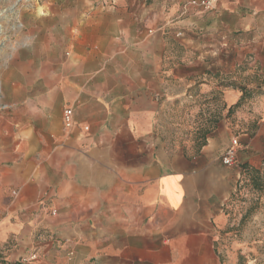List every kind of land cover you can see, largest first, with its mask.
<instances>
[{
	"label": "crops",
	"instance_id": "crops-1",
	"mask_svg": "<svg viewBox=\"0 0 264 264\" xmlns=\"http://www.w3.org/2000/svg\"><path fill=\"white\" fill-rule=\"evenodd\" d=\"M82 1L61 97L0 114V264H264V0Z\"/></svg>",
	"mask_w": 264,
	"mask_h": 264
},
{
	"label": "rangeland",
	"instance_id": "rangeland-1",
	"mask_svg": "<svg viewBox=\"0 0 264 264\" xmlns=\"http://www.w3.org/2000/svg\"><path fill=\"white\" fill-rule=\"evenodd\" d=\"M83 5L82 0H0V114L6 105L49 103L52 109L50 103L61 97L58 88L65 80L58 73H66L62 63L69 50L60 23L75 22Z\"/></svg>",
	"mask_w": 264,
	"mask_h": 264
},
{
	"label": "built area",
	"instance_id": "built-area-1",
	"mask_svg": "<svg viewBox=\"0 0 264 264\" xmlns=\"http://www.w3.org/2000/svg\"><path fill=\"white\" fill-rule=\"evenodd\" d=\"M217 2V0H188L185 4H183V8H185L187 5L196 6L201 10H208L213 8L214 4ZM176 36H181L182 31L178 30L175 33ZM62 124L65 128H71L75 122L73 118V110L70 106H64L62 109ZM87 129V127H85ZM240 148V141L237 136H233L230 138L229 143L223 150L221 154V162L226 166H234L237 163V154L238 150ZM52 213L54 211L52 210ZM37 259L36 252L33 251L32 253L28 254L27 256H24L20 259V262L22 264H29Z\"/></svg>",
	"mask_w": 264,
	"mask_h": 264
},
{
	"label": "trees",
	"instance_id": "trees-1",
	"mask_svg": "<svg viewBox=\"0 0 264 264\" xmlns=\"http://www.w3.org/2000/svg\"><path fill=\"white\" fill-rule=\"evenodd\" d=\"M234 83H230V85H233ZM220 85H223L222 83ZM229 85V84H226ZM237 86L242 94L240 99L234 104L228 107L227 109V115H230L235 107H237L241 101L245 98L251 95L253 91L255 92H260V90L256 89L254 90L253 88H249L246 85H241V84H235ZM215 101L218 103H221V106H218L220 108V113H222V109L225 107V104L222 103L220 96L217 94L214 96ZM208 128H202L200 131L202 133V136L204 137L201 142L197 144L198 147L202 146L205 143V134L207 133ZM242 170L244 171L248 182L251 184L253 188V192H264V165L262 168H257L249 165H243Z\"/></svg>",
	"mask_w": 264,
	"mask_h": 264
}]
</instances>
